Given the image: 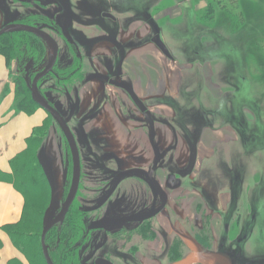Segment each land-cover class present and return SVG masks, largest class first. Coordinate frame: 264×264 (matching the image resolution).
Instances as JSON below:
<instances>
[{"label":"rangeland","instance_id":"374dc122","mask_svg":"<svg viewBox=\"0 0 264 264\" xmlns=\"http://www.w3.org/2000/svg\"><path fill=\"white\" fill-rule=\"evenodd\" d=\"M103 13L115 21L102 18ZM29 16L43 19L35 25L57 42L58 74L75 64L71 46L81 53L82 82L43 78L38 94L57 108L78 145L82 191L76 203L89 214L83 223L90 215L96 219L140 205L141 187H148L142 181H149L128 170L156 175L154 185L167 198L161 216L151 220L161 236L160 248L149 251L134 235L119 242L118 234L113 237L115 228L108 227L94 236L92 249L97 251L89 264H264V0H0V29L24 24ZM58 26L74 45L51 30ZM156 31L171 55V117H158L159 109H148L156 102L145 105L143 116L138 114L144 118L145 146L142 133L122 124L126 113L121 109H95L103 99L99 97L89 114L99 118L98 127L89 128L93 117L78 119L77 96L97 88L99 69L113 76L120 69L113 56L119 60L127 49L138 48L140 40L166 60L153 43ZM232 44L237 46L235 54L227 51ZM95 49L114 55L92 56ZM51 53L46 44L44 64L31 71L17 61L8 65L13 92L14 80L22 77L27 85L26 78L30 82ZM124 80L130 82L128 76ZM13 106L16 109L15 94ZM38 110L45 115L36 150L44 192L24 194L41 214L25 227L34 236L58 213L72 178L66 141L51 117L40 108L34 112ZM161 124L170 129V147H165L168 131L157 130ZM152 133L156 153L148 145ZM128 184L140 189L116 190ZM86 186H92L90 192ZM56 243L53 238L49 246L55 249Z\"/></svg>","mask_w":264,"mask_h":264},{"label":"crops","instance_id":"0c3cea01","mask_svg":"<svg viewBox=\"0 0 264 264\" xmlns=\"http://www.w3.org/2000/svg\"><path fill=\"white\" fill-rule=\"evenodd\" d=\"M135 50V52H133ZM134 50L126 51L122 58V73L130 78L127 85L136 93L142 104L156 102L148 109H159L158 117L171 113V59H161L158 51L145 45ZM101 51V52H100ZM94 50L93 56L105 54L111 56V50ZM157 52V53H156ZM4 58L0 55V171L9 172L10 160L25 148V141L32 131L43 124L45 115L38 110L32 114L16 111L13 106L14 92L12 78L9 74ZM97 88L86 90L85 98H81L80 105L83 110L94 107L95 102L103 99L96 109H119L115 102V90L107 87L102 89L100 83ZM101 89L100 92L97 90ZM97 92V93H95ZM111 95L109 104L106 103L105 93ZM97 103V102H96ZM128 104V103H127ZM104 114V113H103ZM102 114V115H103ZM168 117V118H169ZM167 118V117H166ZM95 121V122H94ZM99 118L93 119V128L98 126ZM162 125V124H161ZM100 126V125H99ZM157 130L168 131L165 147L171 146L170 129L162 125ZM142 133L141 130L134 131ZM166 133V132H165ZM141 139L146 146L147 138L143 134ZM148 145H150L148 140ZM24 198L10 184L0 181V264H26L23 255L14 247L5 231V227L17 224L23 214ZM216 264V263H215ZM218 264V263H217Z\"/></svg>","mask_w":264,"mask_h":264},{"label":"trees","instance_id":"16d2710c","mask_svg":"<svg viewBox=\"0 0 264 264\" xmlns=\"http://www.w3.org/2000/svg\"><path fill=\"white\" fill-rule=\"evenodd\" d=\"M244 17V25H247L248 14L245 13ZM34 21H40L41 23L44 22L43 19L36 16H29L28 19H25L24 24L39 28L35 25ZM30 22H33V24H30ZM57 32L60 33L59 29ZM238 38L239 36H237L236 39ZM236 39L229 40L227 42L232 43ZM232 46L233 49L228 48L227 51L231 54H235L232 52L234 50V46H237L233 44ZM235 50L238 51L237 48ZM0 55L4 58L7 66L10 65L12 61H17L20 68H23L24 66L27 67L29 65L31 71L44 64L46 44L40 38L29 33L21 32L6 34L0 37ZM74 62L75 64L72 65L70 69L66 70L64 75H61L56 71V60L52 71L44 79L54 77L56 81L66 83L75 82L77 79L78 82L81 81L83 78L81 68L82 62L81 57H79L77 53H74ZM42 81L43 80H41L37 85L39 93ZM14 94L16 111L30 115L34 112L35 108H39L32 101L24 78L19 77L14 80ZM50 105L52 106V104ZM42 128L43 127L41 126L34 129L25 141V148L23 151L10 160V171H0V181L10 184L23 196L25 201L20 221L17 224L7 226L4 229L11 239L14 247L24 256L27 264H39L43 260L41 249H38V245L40 246V235L34 236V233L25 232V227L31 226L37 218L41 216L40 212L36 211L35 208L39 206H36L35 204L30 205L31 202H27L26 197H24V194L26 195V191L28 190L33 192L34 195L39 194L41 190L44 192L43 185L45 180L44 176L40 174V167L36 159V150L42 138ZM78 196L74 200L63 221L56 227H53L46 235L45 242L48 246L49 242L52 241L53 238L55 240L60 239V246L59 244L55 245V249H52L49 246V255L54 264H75L77 262L75 249L72 248L76 242L82 240L85 227L82 218L87 215L79 209L76 203L78 201ZM36 202L38 203L39 201Z\"/></svg>","mask_w":264,"mask_h":264},{"label":"flooded vegetation","instance_id":"af4514ba","mask_svg":"<svg viewBox=\"0 0 264 264\" xmlns=\"http://www.w3.org/2000/svg\"><path fill=\"white\" fill-rule=\"evenodd\" d=\"M104 14H107V13L101 14L102 18H105V17H103ZM109 15H111V14H109ZM111 17L112 18H107L106 17V19H110L111 21H115V19H116L115 16L111 15ZM58 29H59L62 37H63V31H62V28L60 26L52 27L51 30L52 31L54 30L55 32H57ZM63 39H64V37H63ZM67 43L69 45H74L71 42H67ZM142 45H143V42L140 40V44L138 46L142 47ZM74 46H71L73 48L74 53H77L78 56L80 57L81 53H79L77 47L76 46L74 47ZM126 51H128V49ZM116 52L121 54V52H120V50L118 48H116ZM93 53L91 54L92 56H93ZM113 55L114 54L112 53L111 57ZM113 57H114V62L115 63H116V61L118 63H120V69L119 70H115V73H114L113 76H112V74L108 73L107 71L105 73L104 72H99V71H101L99 69L98 70V79L97 80L94 79V80L98 81L100 83V85H101L103 90L107 89V87H110V88L115 90V92H116V94L114 96L115 102H117V104L119 105V109H121V112L122 113H126V116L123 114L124 119L122 120V124L126 125V127H131V128L133 127V128H135V130H142L144 118L143 117H139L138 114H140V116H143V114L145 112L144 111L145 106L138 99V97L136 96V93L127 85V83L124 80L125 75H123V73H122V66H121L122 65L123 56L120 55L119 60L117 59L116 55H114ZM57 58H58V56H57ZM104 68L106 69V67H104ZM109 70H110V72H112V71H114V68H112L110 66ZM82 81H83V78L79 82H82ZM85 83L88 84V81H86ZM130 92L134 95L135 99H133L129 95ZM122 95L126 96V99H128V101L130 102V107L127 105V101L123 100L124 98L122 97ZM77 97H78L79 101H81V98H79L80 95H78ZM105 98H106L105 99L106 103L109 104V101L111 99V95H109L108 92L105 93ZM93 108L94 107L91 106L88 109L83 110L81 105H79V107H78L79 111L77 113L78 119L79 120L83 119V116L86 115L87 116V120L91 119L93 117L91 119V121L89 122L90 124L93 123V119H95L96 116H95V114H94V116H91V117L89 115ZM55 109L57 110V108H55ZM126 109H128V110H126ZM57 112L59 113L58 110H57ZM133 115L138 117V118H135ZM67 126H68V124H67ZM89 128L97 129V128H93L92 126H89ZM59 131H60V129H59ZM87 132H91V131L88 130L85 133H87ZM64 140H65V138H64ZM74 140H75V137H74ZM75 142H76V140H75ZM149 143H150L151 149L156 153V147L154 146V134L153 133L150 136ZM76 145H77V143H76ZM77 148H78V145H77ZM78 151H79V149H78ZM70 158H71V156H70ZM79 158H80V154H79ZM157 159L158 158L156 156L155 163L158 162ZM80 167H81V161H80ZM81 172H82V169L80 171V182H81ZM127 172H128V174L139 175L138 178H142V176H143V178L145 177L149 181L147 184L144 181H142V184L144 183L143 185L146 186V187L148 185V187L146 189H144V187L143 188L141 187V189L144 190V195L142 196L140 194V197H141L140 205L139 206H131L130 208L126 209L124 212L119 213V214H116V212L114 211L113 213H115L116 215H110V214L107 213L106 215H104L102 217H99V218H96V219L95 218L91 219V215L89 217H87L88 221L85 223L84 233L82 235V240L76 242L74 244L73 248H72V249H75L76 258H77V262L75 264H89L90 263V260L94 257V255H93L94 251L95 250L97 251L96 248L92 249V247H95V245L93 243L94 242V236H96L97 234H99L101 232L106 231L108 227L110 229L115 228V231L113 233V235H114L113 237L116 238V234H118V236L120 238L119 242L120 241H123V242L126 241L127 242V240L134 235V236H137L139 238L138 241L140 243H142V245L145 242L148 244L147 249L149 251H155L159 247L158 243H159V238H161V236H159V233L156 230L155 226L152 224L151 220H153L154 218H159L161 216L160 214H161V212L163 211V209L166 206L167 198L164 196L163 192L156 185H154L155 182L157 183L156 175H153V174L151 175V174L147 173L146 171H143L142 169L141 170L132 169L130 171L128 170ZM155 174H157V171L155 172ZM71 177H72V162H71ZM131 180H136L137 181V179H131ZM80 182H79V187H78V191H77V194L75 196V199L78 196V192L80 191L79 192V194H80L81 191H82V188H81L82 186L80 185ZM70 183H71V181H70ZM86 187H87V189L90 192L92 186H86ZM69 188H70V185H69ZM69 188H68V191H69ZM115 189H116V187H115ZM134 189H140V187L136 188V187L132 186L131 184H128V185L117 186L116 190H118V191L119 190H121V191L122 190H127V191L132 190L131 191V193H132L134 191ZM68 191H67V193H68ZM93 192L95 193L96 191L93 190ZM79 196H78V198H79ZM128 198H130V197H128ZM159 200H160V204H159ZM157 204H158V206H157ZM155 206H157V207L155 208ZM158 209H161V210L158 213H156L155 215H153L152 217H150L149 219H146V220L142 219L143 217H146L148 215L154 214V212H156ZM87 215H89V214H87ZM124 218H130V221H128V222H104V223L100 224L101 228H99V229H94L93 228V224H95L96 222H98V221H100L102 219H113L114 220V219H124ZM59 224H57V225H59ZM132 225H134V228H126V227H130ZM131 229H133V230H131ZM56 242H57L56 245H58L60 243V239H56ZM103 242L105 243V240ZM59 246H60V244H59ZM64 246H65V244H64ZM167 247H169V245ZM49 251H50V247H49ZM168 251L170 252L171 250H168ZM137 258H139V257L137 256ZM106 263L112 264L109 261H103V262H100L99 264H106Z\"/></svg>","mask_w":264,"mask_h":264},{"label":"water","instance_id":"95a60500","mask_svg":"<svg viewBox=\"0 0 264 264\" xmlns=\"http://www.w3.org/2000/svg\"><path fill=\"white\" fill-rule=\"evenodd\" d=\"M16 1H20V0H16ZM103 17L112 18L111 15L109 14H104ZM21 32L32 34L40 38L42 41H44L46 44H48L51 47L52 53H51V56H50V59L47 65L40 72H38L30 82L26 78L27 87L31 93L32 101L41 110L46 112V114L52 118V120L56 123V125L60 129L68 145L70 156H71V162H72V178H71L70 188L66 195V198L61 203L60 210L58 211V213L54 217L44 221L41 235H40V246H41L43 260L45 264H54L50 258L49 246L46 244L45 239H46L47 233L53 227H55L57 224L63 221V219L65 218L67 212L69 211L75 199V196L77 194L78 187H79V182H80V171H81L80 158H79V151H78L76 142L74 140V137L69 127L67 126V123L65 122L63 117L57 112L55 108H53L52 106H50L48 103H46L45 101L41 99L37 91V85L39 81L43 79L45 76H47L52 71L56 63L58 52H59L58 44L55 42V40L51 36H49L43 30L28 26L25 24H18V23L7 24L6 26L2 27L0 29V37L6 34H14V33H21ZM63 37L67 42H71V38L64 31H63ZM153 43L156 46V48L166 58L171 59V55L169 54L163 42L161 41L159 35L157 34V31H156V36L153 39ZM129 95L133 99H135L134 95L131 92L129 93ZM160 210L161 209H158L156 212H154V214L143 217L142 219L144 220L149 219L150 217L158 213ZM128 221H130V218L114 219V220L113 219H102L96 222L95 224H93V228L94 229L101 228L100 224L104 222H128ZM106 264H109V263H106Z\"/></svg>","mask_w":264,"mask_h":264}]
</instances>
